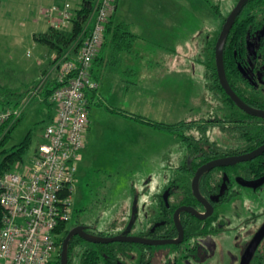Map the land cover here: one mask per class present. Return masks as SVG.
<instances>
[{"label":"rangeland","instance_id":"1","mask_svg":"<svg viewBox=\"0 0 264 264\" xmlns=\"http://www.w3.org/2000/svg\"><path fill=\"white\" fill-rule=\"evenodd\" d=\"M238 1L120 0L119 11L125 13L133 29L148 41L145 45L152 48H144L142 52H172L173 66L192 68L193 77L204 80L206 62L211 58L210 43L222 31V17L215 13L212 5L220 7L221 13L226 15ZM49 3L50 0H41L31 19L27 18L24 6L19 8L17 14L13 11L12 18L5 15V11L1 14L0 7V102L7 106L2 104L0 110L10 108L14 104L10 102L21 99L16 108L21 110L22 119L13 131V139L7 147L20 142L32 131L30 150L21 162L24 164L31 159L43 141L45 127L57 113L50 98L52 105L44 104L43 96L48 84L57 76L54 60L56 53L35 39V35L42 32V29L40 30L39 24L34 23V19L39 17ZM185 5H188L190 11L182 7ZM175 6L180 10L175 12ZM168 14L170 15L167 20ZM207 41L209 45L206 44ZM144 60L146 63L148 59L145 57ZM163 63L166 65L167 62ZM197 88L194 91L155 92L157 95L167 93L172 96L167 99L157 98L159 105L148 114L140 115L167 124L184 120L204 122L207 125L192 130L190 134L197 137L202 132L211 137L215 136L222 142V145L217 143V147L232 146L233 140L222 133V118L231 114L234 109L225 107L222 100L206 88ZM107 105L104 102L91 107V153L81 161L77 174L76 211L70 223H93L97 233L117 236L124 231L123 219L125 214H130L132 204L140 216L145 199L144 190L147 188L146 190L155 192L158 190L156 185L174 177L172 170L183 162L186 144L170 133L146 125L128 127L124 123L120 124L108 113ZM8 124L5 130L13 126L14 122L10 121ZM1 152L0 149V161L3 159ZM21 163H17L13 169L21 168ZM260 199L262 201L258 211L261 222L264 219V197L261 196ZM233 210H237L236 206ZM236 216H229L231 225L237 221ZM234 235L227 237V244L234 242ZM58 250L59 248L55 252V258Z\"/></svg>","mask_w":264,"mask_h":264},{"label":"flooded vegetation","instance_id":"2","mask_svg":"<svg viewBox=\"0 0 264 264\" xmlns=\"http://www.w3.org/2000/svg\"><path fill=\"white\" fill-rule=\"evenodd\" d=\"M246 5L238 17L243 13ZM235 6L231 8L228 14H223L222 29ZM263 44L264 25L253 37L248 39V55L244 67V72L256 84V81L264 84V65L256 68L257 62L263 59L259 54V48ZM262 62L264 63V59ZM257 118L264 120L262 117ZM222 133L229 135V138L233 140L232 146L220 148L215 145L217 143L222 145V142H219L215 136L211 137L202 132H199L197 137L191 134L193 142L203 144L200 150L197 153L189 152L185 146L183 162L172 170L174 177L165 181L162 179L164 182L156 185L158 190L155 192L148 191L147 188L144 190L145 199L142 202L140 216L134 208V204L131 205L130 214H125L123 219L124 231L120 235L137 236L143 242H123L130 245L124 247L119 255L117 254L116 257L109 255V260L99 259L98 262H116L117 264H213V262H219L222 264V262L229 261L241 264L245 261L247 249L264 225V219L260 222L258 211L262 201L260 198L261 196L264 197L262 195L264 184L260 187H254V184L264 175L259 178H243L240 174H235L232 171V167L246 162L237 163L233 166H218L201 175L198 182L199 195L194 189V178L200 167L216 159L242 155L256 149L248 150L249 142L238 135ZM209 142L214 143L213 149L204 145ZM222 150L225 151L223 156ZM261 156L264 154L259 157ZM234 206L237 208L236 211L233 210ZM183 207L189 208V210L180 211L178 222L176 213L178 209ZM134 211H136V217L131 225ZM234 215H237L235 217L237 221L231 225L229 216ZM239 218H241L240 223H238ZM95 226L93 223L82 221L73 224L71 229L81 227L85 233L92 236L114 237L105 235V233H97L94 231ZM230 235H234L235 239L232 244H227L226 240ZM75 239H78V245L72 262H80L85 250L99 251L98 246L100 244L117 243L89 242L80 235L72 238V240ZM165 240H177L178 242L150 243ZM248 262L249 264L264 262V238Z\"/></svg>","mask_w":264,"mask_h":264},{"label":"built area","instance_id":"3","mask_svg":"<svg viewBox=\"0 0 264 264\" xmlns=\"http://www.w3.org/2000/svg\"><path fill=\"white\" fill-rule=\"evenodd\" d=\"M89 31L72 49L55 56L60 84L50 96L57 113L46 125L43 141L21 168L0 175V264H54L57 229L73 219L77 174L90 126L88 93L97 91L93 63L101 51L117 0H94ZM76 10L70 1L41 12L51 27H73ZM16 107L0 110V125L15 122Z\"/></svg>","mask_w":264,"mask_h":264},{"label":"trees","instance_id":"4","mask_svg":"<svg viewBox=\"0 0 264 264\" xmlns=\"http://www.w3.org/2000/svg\"><path fill=\"white\" fill-rule=\"evenodd\" d=\"M212 7L218 16L222 18L224 17L223 13H221L220 7L216 5H212ZM75 10L76 13L73 19L74 25L71 30L61 31L53 27H49L46 31L36 34L35 39L40 44L53 50L56 55H62L64 52L72 49L74 41H76L78 36L83 31L86 33L89 31V26L95 10V1L82 0L81 7ZM113 15L107 24V38L105 39L106 43L104 42L107 50L109 51L108 62L111 68H115L116 65L119 64L122 53H133L135 49V42L138 39V36L131 31L129 24L114 21ZM263 25L264 0H251L246 5L243 13L236 20L228 38L224 49V65L229 83L238 96L248 105L264 110V84H261L258 81H256L257 84L254 83L244 72L248 55V39L253 37ZM217 40L218 37L210 43L209 47L211 50V58L206 62L205 68L206 88L219 100H222L225 107L234 109L231 114L224 115L222 118V132L238 135L243 140L249 142L248 150H252L264 143V120L252 117L237 108L232 99L223 90L219 81L215 60ZM259 54L264 59V44L259 48ZM263 59L257 62L256 68L264 65L262 62ZM59 86L60 84L56 80H52V82L48 84L43 94L44 104L46 106L52 105L49 98L54 90ZM19 100H16L17 102H10L14 104L9 107H17L20 103ZM2 104L4 106L6 105V103L0 102V106ZM106 108L111 113L128 117L141 125H146L155 130L170 133L174 137L184 141L186 147L189 149V152L197 153L203 146V144L193 142L190 132L196 128H201L204 124L207 125L204 122L197 123L196 121L184 120L174 124H167L153 121L140 114L131 113L109 105H107ZM21 119V117L17 118L13 126L9 127L7 130L5 129L6 126L9 125V122L0 126V149L3 155V159L0 161V175L12 170L17 163L23 162L30 150L33 141L32 131H29L20 142L13 144L11 147H7L9 142L13 139L12 133L20 123ZM52 119L53 118L49 121ZM204 145L212 149L214 147V143L210 142ZM223 155H225V151L222 150V156ZM232 171L235 174H240L243 178H259L264 175V156L239 164L238 166H234L232 167ZM75 211L76 208L74 210V214ZM71 228L72 224L68 222L67 224H62L57 229V248H59V250L54 260V264H61L63 242ZM77 241L78 239L72 240L69 244V264H117L116 262H98V260H109V255L116 257L117 254L119 255L120 251L124 250V247L130 245L123 242H117L109 245L100 244L98 246L99 251L93 249L85 250L80 262H72L76 253V246L78 245ZM258 264H264V262H258Z\"/></svg>","mask_w":264,"mask_h":264},{"label":"crops","instance_id":"5","mask_svg":"<svg viewBox=\"0 0 264 264\" xmlns=\"http://www.w3.org/2000/svg\"><path fill=\"white\" fill-rule=\"evenodd\" d=\"M65 1H70L75 9L80 8L82 4V0H50L48 5L63 4ZM40 2L41 0H14V2L13 0H0V7H2L1 14L5 11L4 14L12 18V12L15 11L17 14L19 8L24 6L25 8H23V10L27 12V18L31 19L34 16L33 12L36 7L40 6ZM198 6L201 7L200 4H198ZM176 7L177 6L174 8L175 12L180 10ZM182 7L190 11L188 5ZM119 8L120 0H117L113 20L129 24L131 31L138 36V39L135 42L133 53H122L121 60L115 68L109 66V51L105 45L106 42L93 63L92 76L98 81L99 87L97 91H90L88 93L90 101V126L86 132V144L83 150L82 162L85 160V157L89 156V153H91L89 131L92 126L91 107L93 105H100L106 102L109 106L126 110L131 113L144 115L148 114L153 108H156L157 105H159L157 103V98L165 97L167 99L170 96V94L167 93L165 95H157L155 92L194 91L195 88L196 90L198 89L197 87H199V90L202 87L206 88V77L204 80H196L193 77L192 68L189 69V67L180 68L173 66L171 60L173 59L174 53H163L162 50L142 52L144 48L148 47L145 45L148 41L133 29V25L129 23L125 13L123 14L122 11H119ZM169 15L170 14H168L167 20L169 19ZM17 19L18 18L16 17V20ZM187 22L188 21H186L185 24H187ZM34 23L39 24L42 32L51 27L47 21L41 18V14H39L37 19H34ZM71 29L72 28L70 27L67 30ZM206 44L209 45V41H207ZM148 48L150 49L151 47ZM145 57L148 59L146 63L144 60ZM163 62H167L166 65H164ZM169 63L171 64L170 66ZM176 95L178 96V92ZM107 111L114 119L119 121L120 124L124 123L128 127L139 125V123L128 117L111 113L108 109ZM80 168L81 164L79 170Z\"/></svg>","mask_w":264,"mask_h":264},{"label":"water","instance_id":"6","mask_svg":"<svg viewBox=\"0 0 264 264\" xmlns=\"http://www.w3.org/2000/svg\"><path fill=\"white\" fill-rule=\"evenodd\" d=\"M249 0H239L235 8L232 10L230 15L228 16L223 29L218 37L216 48H215V60H216V66H217V72L220 84L222 88L225 90L227 95L232 99V101L236 104L238 108H240L245 113L255 116V117H262L264 118V110L254 108L250 105H248L246 102H244L238 94L233 90V88L230 86L226 72L224 67V49L227 42V38L229 36V33L238 17V15L241 13L242 9L246 5V3ZM264 154V144L260 147L256 148L255 150L242 154V155H235V156H227L220 159L213 160L204 166L200 167L198 171L196 172L195 178H194V189L197 195H199L198 192V182L201 177V175L208 170H211L218 166H233L237 163L241 162H247L251 161L260 155ZM264 184V177L260 179L257 183L254 184V187H260ZM182 210H189V208H180L177 210L176 213V219L179 222V213ZM136 217V211L133 212L131 225L134 223ZM76 235H80L82 238L89 242L94 243H113V242H133V243H139L143 242V240L140 237L137 236H128V235H119L114 237H98V236H92L83 231L81 227L73 228L69 231L68 235L66 236L63 246H62V252H61V264H69V258H68V251H69V244L72 240V238ZM264 238V225L260 228L258 234L255 236L253 241L251 242L249 248L246 251L245 254V261L241 262V264H249V260L251 256L253 255L254 251L257 249L259 244L261 243L262 239ZM177 240H165V241H153L150 243L154 244H166V243H177Z\"/></svg>","mask_w":264,"mask_h":264}]
</instances>
